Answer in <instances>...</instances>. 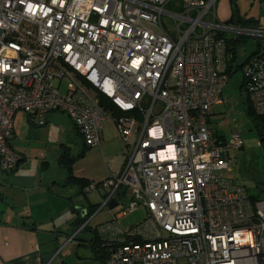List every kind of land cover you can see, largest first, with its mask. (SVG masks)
Returning a JSON list of instances; mask_svg holds the SVG:
<instances>
[{"label":"built area","instance_id":"built-area-1","mask_svg":"<svg viewBox=\"0 0 264 264\" xmlns=\"http://www.w3.org/2000/svg\"><path fill=\"white\" fill-rule=\"evenodd\" d=\"M215 2L0 0V172L21 159L10 144L17 112L37 126L64 113L86 147H100L112 122L122 167L88 185L104 196L67 239L115 200L112 217L93 226L105 264H264V197L229 167L243 138L209 127L236 60L228 39L264 38V28L219 21ZM240 66L264 116V49ZM140 206L144 218L123 230L120 218Z\"/></svg>","mask_w":264,"mask_h":264},{"label":"crops","instance_id":"crops-1","mask_svg":"<svg viewBox=\"0 0 264 264\" xmlns=\"http://www.w3.org/2000/svg\"><path fill=\"white\" fill-rule=\"evenodd\" d=\"M212 108L209 115L213 113ZM68 119L57 112H49L46 114L45 125L37 126L29 122L23 112L15 114L10 144L21 159L15 169L0 172V264L46 263L48 258L56 254L55 244L59 243L63 236H68L74 223L85 216L90 208L95 209L104 196L105 191L98 189L96 200L88 199L86 205L83 203L78 205L73 202L70 195L67 196L60 191L71 186L66 185L67 172L62 167L60 159L63 153L72 154L70 147L61 142L58 145V153L53 156V152L49 154V143L54 129L61 123L65 126L68 125V121L72 123ZM71 125L80 137L73 123ZM112 138H116L120 144L121 139L117 137L113 123L105 121L101 127V143L100 147H97V152H103V148L107 149L106 144ZM50 158L52 160L56 158L57 167L50 166ZM110 158L112 163L94 174L76 172L73 165V175L97 182L111 171L121 169L123 158L119 164H115L116 155L113 154ZM75 187H77L75 195L85 191L78 185ZM108 209L104 221L113 215V211ZM96 215L90 220L91 230L94 225L104 222L92 224ZM63 218L66 222H63ZM67 222H70V228L65 227Z\"/></svg>","mask_w":264,"mask_h":264},{"label":"rangeland","instance_id":"rangeland-1","mask_svg":"<svg viewBox=\"0 0 264 264\" xmlns=\"http://www.w3.org/2000/svg\"><path fill=\"white\" fill-rule=\"evenodd\" d=\"M214 9L217 19L221 22L228 21L234 14V18L238 21L245 22L249 26L258 24L264 28V1L262 0H216ZM243 40L236 47L235 64L233 65L232 71L228 73L227 82L222 89L223 103L216 106L213 105V108L211 107L213 113L209 115V127L226 139L233 132H239L241 134L244 143L243 147L239 150H232L229 154L231 176L239 184L244 185L250 193H258L264 197V146H262L259 139L255 122L247 117L244 111L241 94H244V90L242 92L240 91V83L245 69L240 64L256 48L257 40L253 36H246ZM262 49H264V44H262L260 50ZM54 83L56 84L57 82ZM66 85L67 81H64L62 83V92L65 91ZM57 114L64 118L67 117L61 112H57ZM68 122L67 126L61 123L50 135L52 140L49 143V154L53 152V156H55L58 153V145L61 142L70 147L72 155L77 154L82 149V138L76 134L72 128V123L70 121ZM258 128L262 131L261 126ZM117 137H119L118 134ZM106 147L107 149L103 148V152H97V147L87 148L84 156L78 158L73 163L76 172L85 174L98 173L102 167L112 163L110 157L113 154L116 155L115 164H119L123 153L122 141L120 140L119 144L116 138H112L108 140ZM49 162L50 166H58L56 158L54 160L50 158ZM28 165L30 166V163ZM75 189L77 187L68 186L67 188L60 189V191L63 194L66 193L67 196L70 195L73 202L78 205L82 203L86 205L88 199L91 201L97 199L96 190L87 192L85 189V193L82 192L75 195ZM86 195L88 198H86ZM121 202L127 204L128 198H122ZM98 208L99 204L96 205L93 212H96ZM108 211V208H104L95 216L92 224L104 221L108 215ZM145 214L146 211L141 206L132 212H128L127 215L120 218V227L125 230L139 223ZM63 222H66L65 218H63ZM65 227L70 228V222H67ZM73 231L74 228L71 227L68 236H63L59 240V243L55 244L56 254L48 258L46 262L48 264H105L102 246H92L91 240L93 234L88 231H82L78 237L76 236L77 238L67 240Z\"/></svg>","mask_w":264,"mask_h":264},{"label":"trees","instance_id":"trees-1","mask_svg":"<svg viewBox=\"0 0 264 264\" xmlns=\"http://www.w3.org/2000/svg\"><path fill=\"white\" fill-rule=\"evenodd\" d=\"M228 21L231 22V23H236V24H240V25H243V26H249L245 22L236 20L234 18V14L231 16V18ZM252 25L253 26H259L258 24H252ZM244 38H246V36L245 37L229 38L228 41H227L228 48L232 52L235 51V53H236V47L242 41H244L243 40ZM255 39L257 40L256 48L250 53L249 56H251V55L259 52L262 44H264V38H255ZM232 69H233V67L232 66H229L228 73L230 71H232ZM244 89H245L244 88V79L242 78L241 83H240V91L242 92ZM241 94H242V101H243V104H244V111H245L247 117H249L251 120H253L255 122V125L257 126V132H258V135H259V139H260V141L262 143V146H264V116L259 115L257 112H255V110L253 109V107L251 106V104H250V102L248 100V97L246 95L245 90H244V94L243 93H241ZM100 103L107 110H110V111H113L114 110V107L112 106V104L110 103V101L108 99L100 98ZM114 113H115V111H114ZM259 126L262 127V131L259 130V128H258ZM75 129L77 130L76 127H75ZM77 132H78V130H77ZM82 145H83L82 146V149L76 155H74V156H72V155H70L68 153H63L62 156H61L60 162H61L62 167L67 172L66 185H71V186H77L78 185V186H80L81 190H85L91 182L88 181V180H85L83 178L75 177L73 175V170H72L73 163L78 158L83 157L84 156V153H85V150L87 148H90V147H86L84 145V143ZM253 196H254V198H257V197H260V194L254 193ZM73 210H75V209L73 208ZM93 211H94V209L90 208V210L88 211V213L85 216H82L80 220H78L77 222L74 223L73 228L75 229V228L79 227L81 224H83L85 222V220L91 215V213ZM89 230L91 232H93V237H92V240H91L92 246H94V245H96V246H102V248L104 250V263H105V260H106V258L108 256L107 245H105V243L103 242V240H101L98 237V235L95 233L94 229L91 230V228H90L89 225H85L82 228L81 232L82 231H89Z\"/></svg>","mask_w":264,"mask_h":264},{"label":"water","instance_id":"water-1","mask_svg":"<svg viewBox=\"0 0 264 264\" xmlns=\"http://www.w3.org/2000/svg\"><path fill=\"white\" fill-rule=\"evenodd\" d=\"M116 205V201L115 200H111L109 202V208H113Z\"/></svg>","mask_w":264,"mask_h":264}]
</instances>
